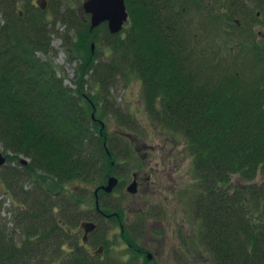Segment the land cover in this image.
Returning a JSON list of instances; mask_svg holds the SVG:
<instances>
[{"label": "trees", "instance_id": "trees-1", "mask_svg": "<svg viewBox=\"0 0 264 264\" xmlns=\"http://www.w3.org/2000/svg\"><path fill=\"white\" fill-rule=\"evenodd\" d=\"M27 1L0 0V140L4 152L14 153L7 152L0 169V264H36L48 253V238L64 233L77 248L67 262L86 264L69 229L75 213L60 199L80 204L65 190L76 179L97 184L100 199L109 194L101 185L112 172L124 179L126 161L118 159L130 140L95 129L86 98L100 103L101 93L84 91L83 78L76 88L65 84L52 61L36 55L49 49L51 38ZM218 1L126 0L130 19L121 31L112 33L106 22L94 28L104 25L109 59L97 60L95 52L78 72H91L102 88L118 76L137 75L148 113L188 141L196 180L188 195L213 264H264V39L254 28L264 22L263 0L253 6L249 0ZM62 15L78 41L93 39L79 15ZM117 107L108 108L117 114ZM123 110L121 121L135 125L131 111ZM21 154L27 163L19 162ZM235 175L247 183L233 184ZM27 180L31 188H24ZM121 186L118 177L109 200ZM8 196L20 239L2 215ZM92 201L95 207L96 194ZM120 203L104 207L112 212ZM56 207L63 217L57 218Z\"/></svg>", "mask_w": 264, "mask_h": 264}, {"label": "rangeland", "instance_id": "rangeland-1", "mask_svg": "<svg viewBox=\"0 0 264 264\" xmlns=\"http://www.w3.org/2000/svg\"><path fill=\"white\" fill-rule=\"evenodd\" d=\"M34 1H27L26 5L28 3V8H32L36 15L43 17L51 38L49 49L47 51L37 49L36 55L42 60H51L56 74L64 79L65 84L76 88V82L79 83L83 78L84 91H88L90 95L101 93L100 103L86 98L93 116L100 123V127L98 122L94 125L95 129L98 127L109 139L118 134H126L130 140L129 142L127 140L129 146L126 150L119 153V159L116 157L118 154H115L118 161H126L121 169L124 172L122 177L126 181L111 196L114 199L110 197V200H117L124 205L122 210L117 212L124 223L129 222L131 228L126 230L128 233L126 238L129 241L126 242L121 238L119 218H111L107 221L98 218V221L100 220L98 230L92 233L93 238L89 246L86 245L89 254L81 246L82 258L86 260V264H143L144 259L149 262L148 264H213L209 256L211 250L205 248L201 241L200 230H197L201 229V226L198 223L199 219H195L197 217L192 206L193 199L188 195V188L191 184L195 185L196 180L192 169L191 150L185 136L160 125L148 113L142 82L137 75L129 79L118 76L108 88H102L98 82H95L91 72L81 77L78 72L79 64L86 56L95 55L97 52V60L109 59L104 25L95 29L97 32L95 30L91 32L93 39L78 41L76 28L70 27L68 18L62 15V11L65 10L76 13L90 26V15L83 8L85 0H47L44 9L33 6ZM249 1L248 4L253 6L254 0ZM215 2L219 1L215 0ZM22 4L23 2L19 3L21 8ZM2 22L0 18V26ZM254 28L264 33L263 25H254ZM260 38L263 39L264 36L260 35ZM91 41L94 42V47ZM102 95L104 98L101 99ZM114 102L119 109L117 114L108 108ZM125 108L133 114L135 125L121 121L125 120L123 114ZM130 136L134 138L130 139ZM0 148L5 155L7 152L14 154L10 150L4 152L1 140ZM19 157V162H22V158L29 161V158L23 154ZM111 159L113 158H109V162ZM136 171L142 172L144 176L147 174L151 176L148 182L144 180L140 184L137 183L136 192H129L127 186L132 182V174L137 173ZM258 180H261V175L257 177L256 181ZM231 181L235 185L247 183L245 179H239L238 175L233 176ZM96 185L92 181L86 182L80 179L66 183L65 190L80 200V204L75 205L69 201L70 198L60 199V203L67 202L70 211L75 213L74 221H71L69 228L71 232L79 231L82 220L96 219L92 201ZM24 188H31V181L27 180ZM11 201L13 200L9 196L6 197L2 215L5 216L4 221L7 222V226L15 230L16 236L20 239L22 229L17 228L16 208L10 205ZM60 209L61 207L55 208L57 218L63 217ZM64 235L66 236L65 233ZM80 235L79 241L82 244L83 231ZM65 236L55 237L54 240L49 237L43 247L48 252L45 254L46 258L40 257L36 264H68L70 254L75 256L74 250L77 248L73 249L70 236L69 238ZM140 244L153 252L152 258H149L147 253L145 256L141 252L132 253L131 249L141 246ZM101 246H105L103 251H99Z\"/></svg>", "mask_w": 264, "mask_h": 264}, {"label": "water", "instance_id": "water-1", "mask_svg": "<svg viewBox=\"0 0 264 264\" xmlns=\"http://www.w3.org/2000/svg\"><path fill=\"white\" fill-rule=\"evenodd\" d=\"M37 3L44 9L47 6V0H37ZM84 10L90 14V31L93 32L94 28L102 24L107 23L109 30L112 33L119 32L130 18V13L127 8L126 0H85L83 4ZM259 33H262L259 31ZM264 36V33H262ZM92 42V47H94ZM26 158L23 159L24 162ZM7 162V157L0 148V167ZM118 184V177L116 175H110L107 183L101 185V188L106 192L111 193ZM98 188L96 189L97 192ZM129 192L137 191V180L134 178L132 182L127 186ZM86 231H90L96 228V224L93 221H87L83 223ZM151 256V254H149Z\"/></svg>", "mask_w": 264, "mask_h": 264}, {"label": "flooded vegetation", "instance_id": "flooded-vegetation-1", "mask_svg": "<svg viewBox=\"0 0 264 264\" xmlns=\"http://www.w3.org/2000/svg\"><path fill=\"white\" fill-rule=\"evenodd\" d=\"M264 1V0H263ZM34 5L33 6H38V7H40V5L37 3V0H35L34 1V3H33ZM263 26H264V22H263ZM131 138H134V136H130V139ZM140 144V143H139ZM112 163H114V164H116V162L115 161H113L112 160ZM137 173H133L132 174V176H133V178H136V180H137V183L138 184H140V183H142V182H144V180H147V182H148V179L150 178V176H151V174H147V176H144V174H142V172H140V171H136ZM113 173H115V172H112V173H110V174H113ZM109 174V175H110ZM116 175H118V177H119V182H122L123 184H124V182L126 181L125 179H123V180H121V175H120V173H116ZM132 178V179H133ZM107 183V182H106ZM105 184V183H104ZM103 185V184H102ZM104 190V189H103ZM113 193V191L111 192V193H109V194H112ZM95 194H96V200H97V203H96V205H95V207H94V212H95V216H94V218H96L95 220H92V219H89V220H82V222H81V224H80V229H79V231H77V232H72L74 235L73 236H77V238H78V240H79V238H80V234H81V232L83 231V235H82V240H83V242L84 243H82L81 244V242L79 241V243H80V245L81 246H83L84 247V249H86V252L89 254V249L88 248H86V245L87 246H89V243H90V241L92 242V238H93V235H92V233H95L97 230H98V227H99V223H100V220H106L107 221V219H111V218H119V220H120V233H121V238L123 239V240H125L126 242H128L129 240L126 238V234H128L127 232H126V230H127V228H131L130 227V225H128V223L126 222V223H124L123 221H122V219H121V217H120V215H119V213L117 212L118 210H122V208L120 209H118V210H114V211H112V212H108L106 209H105V207L104 206H106V205H108V204H110V200H109V198H108V196H109V194H106V193H103L102 194V196H101V199H100V194H98V191L96 192L95 191ZM111 201H114V200H111ZM119 202V201H118ZM103 204V205H102ZM121 204V203H120ZM119 204V205H120ZM127 206H129L128 204H126ZM125 205V206H126ZM122 206H124V205H122ZM117 207H119V206H117ZM134 212V211H133ZM98 218H100V220L98 221ZM132 219V218H131ZM87 221H93L95 224H96V228L95 229H93V230H90V231H86V229H85V227L83 226V223H85V222H87ZM132 223V222H131ZM130 223V224H131ZM191 234V233H190ZM200 237H201V241H202V233H200ZM202 243H203V245H204V242L202 241ZM141 246H136V248L135 249H131L132 250V253L134 254V253H138V252H141L144 256H145V253H147V255H148V257L149 258H152L153 257V252L151 251V250H148V248L147 247H145L144 245H142V244H140ZM129 246H131V244L129 245ZM205 246V245H204ZM105 248V246H101L100 248H99V251H103V249ZM149 254H151V256L149 255ZM149 262L148 261H146L145 259H144V262H143V264H148ZM68 264H78V263H74V262H70V263H68Z\"/></svg>", "mask_w": 264, "mask_h": 264}, {"label": "bare ground", "instance_id": "bare-ground-1", "mask_svg": "<svg viewBox=\"0 0 264 264\" xmlns=\"http://www.w3.org/2000/svg\"><path fill=\"white\" fill-rule=\"evenodd\" d=\"M40 7H41V6H40ZM123 28H124V27H123ZM123 28H122V29H123ZM122 29H121V30H122ZM121 30H120V31H121Z\"/></svg>", "mask_w": 264, "mask_h": 264}]
</instances>
